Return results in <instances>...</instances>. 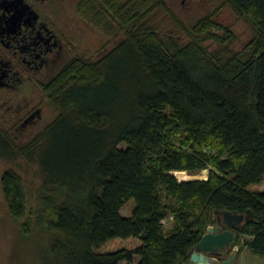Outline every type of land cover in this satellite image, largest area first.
Wrapping results in <instances>:
<instances>
[{
    "label": "trees",
    "instance_id": "obj_1",
    "mask_svg": "<svg viewBox=\"0 0 264 264\" xmlns=\"http://www.w3.org/2000/svg\"><path fill=\"white\" fill-rule=\"evenodd\" d=\"M225 1L253 31L239 52L210 33L209 19L183 44L162 39L151 20L169 12L163 0H79L81 19L110 26L119 42L44 83L57 114L26 145L0 129V155L39 172L28 213L49 234L43 264H189L216 210L251 211L232 256L264 258V188L249 189L264 179V0ZM204 170L206 180L172 175ZM1 188L9 214L24 217L21 176L6 170Z\"/></svg>",
    "mask_w": 264,
    "mask_h": 264
},
{
    "label": "rangeland",
    "instance_id": "obj_2",
    "mask_svg": "<svg viewBox=\"0 0 264 264\" xmlns=\"http://www.w3.org/2000/svg\"><path fill=\"white\" fill-rule=\"evenodd\" d=\"M163 1L169 12L157 10L151 20V25L155 26L162 39L170 35L178 44H183L186 42L185 34L195 35L199 23L208 19L216 23V27L209 28L210 33L223 39L226 42V47L233 52L242 50L253 37L248 19L236 15L225 0ZM77 6L78 1L74 5L73 2H66L63 14L57 16L58 21L56 22L54 19V25L52 24L59 37L61 35L66 44L64 47L66 56L61 63L62 66L76 56L86 60L98 59L120 40L121 33L116 30L113 31L110 26L97 27L86 24L79 16ZM115 28L117 26H114ZM203 46L210 52L219 49L218 45L211 41H205ZM62 66H60V69ZM43 85L40 89L35 86L32 90L36 100L43 103L45 110L41 120L36 125L18 128L15 122V113L6 112L3 107H0V129L21 147L24 144L26 145L27 141L35 136L57 114L48 100ZM27 94H29V91L26 92ZM6 170H12L21 176L26 191L27 214L19 219L9 214L3 197L1 178ZM172 175L177 180H206L208 172L201 171L195 174H187L175 171L172 172ZM39 182L38 169L27 158L0 155V264H43L42 252L48 243L49 234L45 230L41 232L34 225V215L30 217L28 213L30 205H33L31 199L35 195L34 190ZM263 188L264 179L261 184L249 187L254 192L261 191ZM161 195L163 203L170 205L172 199L163 190ZM133 207L134 201L130 200L122 207L121 215L129 217ZM232 255L236 257V252L232 251ZM249 259L254 260L256 258L247 254L241 258L239 264H253ZM231 264H236V259H233Z\"/></svg>",
    "mask_w": 264,
    "mask_h": 264
},
{
    "label": "flooded vegetation",
    "instance_id": "obj_3",
    "mask_svg": "<svg viewBox=\"0 0 264 264\" xmlns=\"http://www.w3.org/2000/svg\"><path fill=\"white\" fill-rule=\"evenodd\" d=\"M76 1L0 0V107L15 113L18 128L36 125L45 112L32 90L62 66L66 44L52 24Z\"/></svg>",
    "mask_w": 264,
    "mask_h": 264
},
{
    "label": "water",
    "instance_id": "obj_4",
    "mask_svg": "<svg viewBox=\"0 0 264 264\" xmlns=\"http://www.w3.org/2000/svg\"><path fill=\"white\" fill-rule=\"evenodd\" d=\"M207 171V170H204ZM199 180H178L179 182ZM216 225L209 226L200 240L191 248L189 253V264H217L222 260L223 264H231L233 261L232 251L237 252L238 247L233 246L234 232L241 225L248 222L252 212L239 214L229 211H215ZM223 227V228H222ZM230 252L227 259L224 253Z\"/></svg>",
    "mask_w": 264,
    "mask_h": 264
},
{
    "label": "crops",
    "instance_id": "obj_5",
    "mask_svg": "<svg viewBox=\"0 0 264 264\" xmlns=\"http://www.w3.org/2000/svg\"><path fill=\"white\" fill-rule=\"evenodd\" d=\"M247 254L250 255V256L253 257V258H256V259H254V260L249 259L251 263H253V264H255V263H256V264H257V263H259V264H263V262H264V258H260V257L254 256V255H251V254L248 253L246 250H243V251L240 253L239 257L236 259V264H239V263L241 262V258H242L243 256L247 255ZM217 264H221V263L219 262V263H217Z\"/></svg>",
    "mask_w": 264,
    "mask_h": 264
}]
</instances>
